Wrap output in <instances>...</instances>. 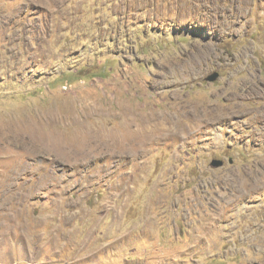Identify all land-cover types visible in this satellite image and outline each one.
<instances>
[{"label": "rangeland", "instance_id": "rangeland-1", "mask_svg": "<svg viewBox=\"0 0 264 264\" xmlns=\"http://www.w3.org/2000/svg\"><path fill=\"white\" fill-rule=\"evenodd\" d=\"M0 264H264V0H0Z\"/></svg>", "mask_w": 264, "mask_h": 264}, {"label": "bare ground", "instance_id": "bare-ground-1", "mask_svg": "<svg viewBox=\"0 0 264 264\" xmlns=\"http://www.w3.org/2000/svg\"><path fill=\"white\" fill-rule=\"evenodd\" d=\"M202 50V49H201ZM198 54V53H197ZM196 54V55H197ZM204 54V53H203ZM201 55V54H200ZM198 56V55H197ZM202 57V56H201ZM204 57V56H203ZM206 57V56H205ZM194 59V58H193ZM192 59V60H193ZM196 59V56H195ZM201 59V58H200ZM206 60V58H205ZM192 62V61H190ZM189 62V63H190ZM200 62V61H199ZM186 63V62H185ZM189 63H187V67L189 66ZM193 63V62H192ZM192 65V64H191ZM198 65V64H197ZM201 65V64H200ZM181 66V65H180ZM184 66V65H183ZM196 66V65H195ZM175 67V66H174ZM185 67V68H187ZM190 67V66H189ZM197 67V66H196ZM178 68V67H177ZM191 68V67H190ZM184 70V69H183ZM189 70V69H188ZM191 71V70H190ZM189 71V73H190ZM186 73V72H185ZM188 73V72H187ZM185 76V75H184ZM256 81V80H255ZM260 82V81H259ZM176 83V82H175ZM252 82L248 83L247 85H250ZM239 86V85H238ZM261 86V85H260ZM248 89V88H247ZM252 91H254V89L252 88ZM261 91V90H259ZM258 91V92H259ZM176 92V91H175ZM246 92H249L246 91ZM169 93V92H168ZM258 96V95H257ZM171 100V99H170ZM173 101V100H172ZM131 104V103H130ZM165 104V103H164ZM186 105V104H185ZM177 106V105H176ZM182 106V105H181ZM177 109V108H176ZM143 111L142 108L140 106H132L131 110L127 109L126 113H124V123L125 125H127V128H132L131 125H138L139 127L143 128L144 130L142 132H140L139 130L137 131H133L131 130V136L130 138L128 137L127 140V145H131V148H133V150H135L136 152H138L139 154V150L143 149L144 146L148 143L147 142V137H149V135L151 133H154V127L150 128V129H145L147 127H152V126H156L158 122V117H156V115L153 114H147L145 117L140 116V114H137L139 111ZM174 110V109H173ZM131 113H133L134 118H131ZM146 142V144H145ZM142 151V150H141ZM2 206V205H1ZM6 208V207H5Z\"/></svg>", "mask_w": 264, "mask_h": 264}, {"label": "water", "instance_id": "water-1", "mask_svg": "<svg viewBox=\"0 0 264 264\" xmlns=\"http://www.w3.org/2000/svg\"><path fill=\"white\" fill-rule=\"evenodd\" d=\"M218 76H219L218 74H214L208 78V81H210V82L215 81L218 78ZM212 165H213V167H220L223 165V162L219 161V160H215Z\"/></svg>", "mask_w": 264, "mask_h": 264}]
</instances>
